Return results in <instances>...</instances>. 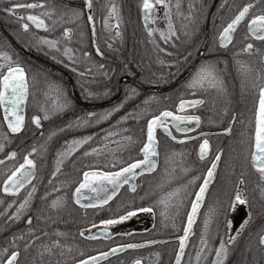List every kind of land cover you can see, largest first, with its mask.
<instances>
[{"label": "flooded vegetation", "instance_id": "flooded-vegetation-1", "mask_svg": "<svg viewBox=\"0 0 264 264\" xmlns=\"http://www.w3.org/2000/svg\"><path fill=\"white\" fill-rule=\"evenodd\" d=\"M135 1L137 0H93V15L96 29L95 39L96 44L99 45L103 52V55L99 56L95 51L96 44L93 43L91 27L86 19L87 9L85 8V0H46V8L44 9L17 10L20 14L26 15L29 11L33 14H41L45 10L54 8L55 14L53 18H56L62 13H70L73 9H81L85 12L83 26L85 35L82 42L79 36L80 29H77L76 24H63L57 27L55 31L51 32H45L42 29L38 30L30 24V31L27 33L24 32L20 27V21L17 17L5 12L3 9L9 7L10 2L32 3L37 2V0H0V51L9 52L13 56V59H16L17 56L19 57L20 63L28 72L30 90L32 87L35 89L34 100L31 99V93L29 96L26 109V127L21 133L11 135L8 132L4 124L2 110H0V144L4 145V150L0 151V160L4 159L10 152L15 151L17 153L14 159L0 164V201H3V203H0V261L6 259V254H4L2 250L7 248V255H10L13 250L19 251L20 255L17 264H34V262L36 264L37 262L35 259L37 256V248L34 241L30 244L27 251L24 245L31 239V235L28 231V216L33 217L31 226L36 229L35 235L40 232V221L36 219V217L42 213L41 199L43 187L41 178L44 174L42 166L40 164L37 165L35 162L36 177L32 181V184L36 186V191L32 197L30 209L25 211L21 219L10 221L8 220V216L15 211L16 206H18L19 202L27 195V192L31 191V185H26L25 188L21 189L15 196L4 193L2 187L3 181L6 179L7 175L11 173L14 167H18L19 164L23 162V157L28 154L25 153L21 147L22 144L26 145L29 143L25 141L26 138L31 136L35 131V137L39 138L43 135L42 128L40 130L37 129L30 120L32 115H39L41 113V107L47 106L41 94L42 82H50V85H52L61 74L64 76H78V72L73 71V68H77L79 71L83 72L89 66L92 67L91 75L96 73L100 74L99 71L102 70L103 72L107 71L108 75L114 72L113 75L116 76V73L120 72L123 63L129 60L128 63L134 73L144 71L149 74H157L160 78L162 77L164 86L162 88H153L152 86L151 88L156 92H162V110L168 109L174 112L177 111L180 99L204 100L203 105L185 109L186 114H195L201 117L199 127L195 126L193 122L189 125L193 131L178 133L174 128L172 129L173 134L177 136L178 139H183L184 136L193 137V139L185 140L180 143L179 185L187 184L193 176L203 177L207 169L211 166V162L215 159L217 153L220 154V160L215 170L214 179L208 187L204 203L201 205L197 220L193 225V233L196 234L193 244L195 251L193 257L195 258V253L200 247L199 238L201 235L204 213L210 206L219 204L226 205L229 197L234 195L236 187L238 186L242 195L248 200V204L242 206L238 205L236 211L228 213L227 219L232 221V227L228 230L227 234H236L240 229V225L248 218L249 212H251L252 219L246 229L241 232L240 239L237 238L234 241V243H240L228 244L229 255L226 263L238 264L240 262L241 264H264V247L260 246L258 243L259 235L264 234V180L261 179L259 172H257L255 168L257 178H251L249 171V167H252L250 165V151L255 128L254 113L258 104V92L252 87V84L257 82L255 79L257 74H264V59L261 58V56L264 55V41L256 40L247 33V20L250 19L252 15L264 13V0H181V11L185 15L189 12L188 5L190 2L195 4V8L191 10V20H185L183 16H175L176 10L175 8L172 9L174 14L173 20L176 28L179 30V39H174L175 46H173V42L165 44L163 41L159 40V34H156L157 41L161 48H166L169 52H172V56H168L165 52L158 53L156 50H144V48L153 45L150 42L148 33L141 23V8L139 7V10H137L139 4ZM171 2L174 5L176 0H171ZM112 3L117 5L121 17L119 26L121 35L119 36L115 35V28H112L110 31L104 28L103 18L108 15V6ZM246 3H253L254 7L250 10L245 21L241 22L236 32L233 34L232 43L227 48H221L218 43V33ZM221 5H223V7H221ZM126 10H135L137 19L133 27H130V22L123 21V15L125 16ZM206 11L207 17L205 19L202 16L203 12ZM156 15L157 17H163V9L159 6ZM45 19L46 22L51 23V20ZM65 19H68L67 15H65ZM111 23H116L115 18L112 19ZM182 24L184 25L183 28H181ZM63 27H72L75 31L72 40L67 42V46L74 50V55L77 60L75 64L63 55L62 50L65 46V42L60 44L61 51L59 52L49 49L47 46L38 45L37 43V36L47 35L50 38L59 37L60 33L63 31ZM153 27L165 28L166 23L163 19H157ZM142 32L148 37H146L145 41L139 38ZM128 33L131 35L129 42L132 44V50L123 51V47L127 48ZM123 34L126 36L124 40L121 39ZM245 36H248V39H245ZM249 42L254 45L252 52L240 51L245 44ZM109 44L112 45L111 48L108 47ZM256 49L260 51L256 52ZM83 51H87L91 54L90 61L82 56ZM189 53H191L190 56L188 55ZM185 56L188 57L187 61L182 59V57ZM53 57H55V59ZM159 59H163L166 62L161 64L159 63ZM236 60H240L250 66L251 71L248 73L247 77L242 76L241 73L237 71L238 66L235 63ZM168 61H176V63L170 65ZM206 61L218 62V68L220 69L219 74L224 80V87L226 89L223 94L218 93L216 89L212 88H209L207 91L196 90L195 93H193V90L186 87V82L191 79L193 70ZM98 64H103L104 69L96 67ZM89 76L90 75H86V79H88ZM93 79H95V77H93ZM122 80H119V87L128 81V79L126 82H122ZM120 96L121 93L118 95L114 93L111 94L108 103H116V101L120 99ZM102 104L105 105V103ZM225 108L228 109L226 114L224 112ZM159 112L156 115H158ZM233 116H235L234 121L232 119ZM42 122L43 120L41 124ZM229 125H231L230 133L213 136L203 135L206 133L224 132L223 130L229 127ZM39 132H42V135H38ZM159 135L170 140L166 135L157 131V137ZM5 136L8 138L5 139ZM203 139H208L210 148L205 159L200 160L199 146L203 142ZM33 147L38 151L36 145ZM229 149H234L236 152H240V154L243 155L244 166L241 180L243 182L238 181L236 186L233 185L232 179L230 181L226 179L228 171L222 168L223 164L221 159L223 152ZM36 152L31 154L30 159L34 160L33 155L36 154ZM220 164V172H218ZM184 168H188L189 171L184 172ZM223 181L225 182L224 185H222ZM200 183H202V179L197 180L194 185H189L188 191L194 193L198 190ZM166 187L168 189L169 186L167 185ZM223 189L225 191L221 193ZM193 198V196H189L185 199V206L181 208L179 216H176L179 220V222H177V230L179 233L170 238H175L182 234L183 227L186 223V213L190 210V200ZM13 200L16 201V204H14L12 208H8V204ZM219 217H224V215L221 214L213 219L210 225L211 234L216 230L217 219ZM153 218V214L148 213V216L144 218V226H151L153 224ZM136 221L137 224L140 223V220ZM21 236H23L22 239L19 238ZM13 237H17L15 240V247H13ZM190 238L186 247L189 244ZM167 243H174L177 251V242ZM233 248L236 249L235 253Z\"/></svg>", "mask_w": 264, "mask_h": 264}, {"label": "snow or ice", "instance_id": "snow-or-ice-1", "mask_svg": "<svg viewBox=\"0 0 264 264\" xmlns=\"http://www.w3.org/2000/svg\"><path fill=\"white\" fill-rule=\"evenodd\" d=\"M158 6L163 9V17H157L156 12ZM223 7V5H221ZM254 7L253 3H246L242 8L234 15L233 18L222 28L218 33V43L221 48H227L233 41V34L236 32L238 26L242 21H245V18L249 15L250 10ZM46 8V0H37V2L32 3H11L10 6L3 9L5 12L16 16L20 21V27L24 32L30 31V24L36 29H42L45 32L55 31L57 27L62 26L63 24H76L77 29H80L79 36L81 42L85 35L83 31L84 26V17L85 12L81 9H73L70 13H62L60 16L53 18L55 14V9H48L43 11L41 14H33L28 12L26 15L20 14L17 10L19 9H37ZM85 8L87 9V22L92 26V38L93 43L96 44V29H95V18L93 15V0H85ZM140 8L143 14V21L150 42L154 46V49L159 52H165L168 56H172L173 53L169 52L166 48H161L160 44L157 41L156 34H159V40L163 41L165 44L173 42L174 39L178 40V29L175 26L173 20V11L175 8V16H183L185 20L192 19V9L195 8V4L189 3L188 8L189 12L185 15L181 11V0H176V3L173 5L171 0H141ZM65 15L68 16V19H65ZM51 20V23L46 22ZM115 18L116 23L112 24V19ZM157 19H163L166 23L165 28H154L149 26V22L152 24L156 23ZM105 30H111L115 28V35H121L119 31V26L121 22V17L117 8V5L112 3L108 6V15L103 18ZM30 22V23H29ZM79 22V23H77ZM184 25H181L183 28ZM247 33L256 40L264 41V13L259 15H252L250 19L247 20ZM75 31L72 27H63V31L60 33V36L57 38H50L49 36H37V43L41 46H47L49 49H53L57 52L61 51L60 44L65 42L63 47V55L67 57L69 61L73 64L77 63L76 57L74 55V50L67 46V42L71 41ZM245 39H248V36H245ZM109 48L112 47L111 44L108 45ZM254 48L253 43H246L245 46L240 50L242 52L251 53ZM95 51L99 55H103L98 44H96ZM259 49H256V52H259ZM189 56L191 53L188 54ZM82 56L89 60L91 59V54L87 51L82 52ZM55 59V57H53ZM264 59V55L261 56ZM187 61L188 57H182ZM63 62V61H61ZM166 61L159 59V63L164 64ZM170 65L175 64L176 61H168ZM237 71L241 73L242 76L247 77L248 73L251 71L250 66L236 60ZM99 69H104L103 64L96 65ZM125 67H127L125 65ZM73 71L78 72V75L84 77L86 75L92 74V67L89 66L85 71L81 72L77 68H73ZM220 69L218 68V62L206 61L197 66L191 75V79L186 82V87L193 90L195 93L196 90L207 91L209 88L216 89L218 93L223 94L226 89L224 87V80L219 74ZM104 76L108 75L107 71L102 73ZM256 83L252 84V87L255 88L258 92V104L254 113L255 117V128L254 135L251 143V165L253 168L259 172L260 177L264 180V74H257ZM243 86V85H242ZM49 89L55 93L56 101L53 103L54 111H62L64 108L69 106V102L66 99H61L62 92L59 88L53 89L49 85ZM99 94L93 93L91 91L87 92V97L91 98ZM104 96L109 95V90H105L103 93ZM138 95V90L135 87H132L126 91L125 100H132ZM30 96V83L28 72L25 67L20 63L19 57L13 59V56L7 51H0V110L3 111V120L7 125V129L13 133H21L26 127V109L28 106V100ZM156 100V97L150 96L142 101L144 105L143 108L134 106L131 112L125 113L121 116L118 121H116V126H119L123 122L129 119L139 120L142 117V113L150 111L149 105L151 101ZM203 99H193V100H184L180 99L177 106V111H170L164 109L159 112L158 115H151L146 122V141L143 142L142 147H140L139 152L142 154V159H132L130 163H125L122 159L119 163L124 164V166L119 167L116 171H103L98 168H90L88 171L83 172V179L79 182L78 186L75 188L73 193V199L77 205H80L84 209L92 208L99 209L107 205L109 201L113 199L119 192L120 188L129 184V188L132 192H136L137 185L130 184L129 181L134 179L137 176H140L144 173H152L156 171L158 166V157L160 155L158 151L159 141L157 138V129H162L163 132L169 137L172 141H177V136L173 134L172 129L175 128L176 132L187 133L193 131L189 127L193 122L197 127L201 123V117L195 114H186V107L195 108L199 105H203ZM124 107V101L113 104V106L103 112H93L89 111L83 116L77 117L74 123H69L66 127H86L90 124H100L109 120L113 113L118 112L121 108ZM41 111L44 113L41 115H32L30 117L31 123L34 124L37 128L42 127L41 121L48 120L50 118V112L47 107H41ZM228 109L225 108L224 112L227 113ZM233 121L235 116H233ZM115 126H110V129ZM58 131H64V129H58ZM127 131V129H124ZM226 133L231 132V125L223 130ZM56 135V132L49 133V139ZM206 135V134H203ZM111 137H119L121 141H127L128 144H133V138L131 136H121L120 131L109 130L106 132L104 139L109 143H112ZM8 137L5 136V139ZM93 139V136H83L76 137L70 141H65L66 147L58 152L56 160V168L52 172V176L55 177L61 170V166L64 163V158L71 157L73 153L77 152L78 149H81L84 145H87L89 141ZM193 137L184 136V140H190ZM127 145H120V147H126ZM209 141L208 139H203V142L199 146V159L204 160L209 152ZM4 150V145L0 144V151ZM37 149L33 147L31 152L23 157V163L19 164L18 167H14L11 170V173L7 175L6 179L3 181L2 191L13 196L17 195L21 189L25 188L26 185H31V191L27 192V195L21 200L16 206L14 212L8 216V220H19L24 215L25 211L30 209V204L32 197L36 191V186L32 184V181L36 177V163L33 159H30L32 153H35ZM84 157L90 155H100L99 146L96 148H90L87 151L82 153ZM17 156L15 151L8 153L5 159H14ZM220 160V154L217 153L215 159L211 162V166L207 169L206 174L201 176H193L187 184L177 185L176 187H170L172 178L162 181L156 186L159 191L157 199L149 206L144 207H132L131 209L125 208L123 214L117 215L114 218L103 219L100 221V224L104 227L101 229V234L105 239H109V227L123 221L128 220L131 217L137 215V213H152L153 216L156 215L154 208L157 206L162 207L160 212L161 217L164 220L172 219L173 227H176L174 221L176 216H179L181 208L185 206V199L189 196L194 198L190 200V210L186 213V223L183 227V235L179 236V250L175 254V264H181L182 258L185 255V248L188 243L189 237L193 234V225L197 220V216L200 212L201 205L204 203L205 194L208 191L209 185L212 183L215 170L217 168L218 161ZM167 162V161H166ZM4 161L0 160V164H3ZM109 166V165H106ZM111 167H116L115 163L110 165ZM139 170V171H138ZM184 172H188V168L183 169ZM167 174V170H165ZM202 183L199 184L198 190L193 192L188 191L189 185H194L197 180H201ZM51 182V181H50ZM243 182V181H241ZM168 185V189L165 190V186ZM87 191L89 195L86 197L84 191ZM54 192H58L59 189L53 188ZM155 194L146 193L145 195ZM49 194L45 193V196L42 199H46ZM87 199L88 203H82V200ZM143 199V197L141 198ZM3 203V201H0ZM64 201L61 197L57 196L53 199L49 205L52 209H58L63 206ZM16 204V201L13 200L8 204V208H12ZM248 204V200L242 195L239 187H236L233 196L229 197L227 204H219L216 206H210L208 210L204 213V218L202 222V230L199 238L200 247L195 253L194 261L190 257L188 264H207L209 255L214 251L215 257L211 259L210 264H225V261L229 255V248L227 244H232L243 232L246 227L249 225L252 215L251 212L248 214V218L240 225V229L236 232L235 235H228L227 244L223 238H220L219 246L213 248L210 243L211 239L215 237L210 236V225L213 222L214 218H217L219 215H224L225 217V231L231 229L232 221L227 219L229 212L236 211L238 205L242 206ZM123 207V206H121ZM171 210V215H170ZM87 215V212H85ZM51 219V217H36V219ZM33 217H27V223L29 225V233L31 239L28 243L24 245L25 250L29 248L30 244L33 241L39 240L40 237L35 235L36 229L32 225ZM155 226V225H154ZM91 227H96L95 224H92ZM42 236H49L44 230H41ZM57 237H62L65 233L57 231L55 233ZM81 237H85V230L81 229L79 232ZM20 239L23 236L19 237ZM87 239H97L95 235H90L86 237ZM17 237H13V247H15V240ZM157 241H146L145 244H118L115 247L110 248L107 252H98L95 256H87L86 259L75 260V264H99V261L106 259L110 254H115L117 252H122L125 249H136L144 247L146 244H154ZM258 243L260 246L264 247V234L259 235ZM42 251H38L37 255L40 257L39 264H44V254L47 253L49 256H61L65 255L63 249H67L71 253L72 248L67 244H61L59 239L51 241V244L43 243L41 244ZM54 249H61V251L54 252ZM6 254V259L0 261V264H17L18 257L20 255L18 250L11 251L10 255H7L8 249L5 248L2 250ZM83 255V253H81ZM157 257L159 253L155 254ZM35 264V262H34ZM51 264V262H49ZM55 264H61L59 260L55 261ZM133 264H141L140 259H136Z\"/></svg>", "mask_w": 264, "mask_h": 264}, {"label": "trees", "instance_id": "trees-1", "mask_svg": "<svg viewBox=\"0 0 264 264\" xmlns=\"http://www.w3.org/2000/svg\"><path fill=\"white\" fill-rule=\"evenodd\" d=\"M135 2L139 4L137 7V10H139L141 0ZM206 14L207 11L203 12L202 17L205 19L207 17ZM136 19L135 10L125 11L124 22H130V27L135 25ZM130 36V33H128L127 48L123 47V51L132 50V44L129 42ZM125 37L126 36L123 34L121 39L124 40ZM146 37V34L143 32L139 35V38L144 41ZM144 50L155 49L153 46H148L144 48ZM128 61L129 60L123 63L120 72H117L116 76L113 75L114 72L104 76L102 70L99 71L100 74L96 73L90 75L88 79H86L85 76L81 77L75 75L73 77L71 75L64 76L61 74L57 81L51 86L53 89L59 88L62 92L61 99H66L69 102V106L62 111L53 110L52 106L56 101V95L49 89L50 82H42L41 94L46 102V107L49 109L50 118L48 120L42 119L43 135L41 137H35L36 131L33 130L35 132L25 140L29 143L21 145L25 153H29L34 145L38 148L33 158L37 165L40 164L42 166L44 172L41 178L43 187L42 197L45 196V193L49 194L46 199H41L42 213L39 217H51V219H39L40 232L36 236L40 237V239L34 241V243L36 244L37 253L38 251H42L40 247L41 244H51V241L55 239H59L61 244H67L72 248L71 253H69L67 249H63L65 252L63 257L58 255L49 256L45 253L44 264H49V262L55 264L57 260H59L61 264H75V260L86 259L87 256L97 255L98 252H106L118 244H137L158 238H170L179 233L177 230L178 218H175L174 223L176 227H173V220H164L160 215L162 207L157 206L154 208L156 215L153 218V224L151 226L135 227L113 235L109 239L94 240L79 235L81 229L87 230L92 228V224L96 226L101 225V220L114 218L117 215L123 214L125 208L131 209L132 207L151 205L159 195L156 186L169 177L172 178L170 187L179 185L181 144H175L159 135L157 138L159 141L158 151L160 155L157 170L153 174L142 176L136 181V192H132L127 187H124L110 204L99 209L82 210L72 203L71 193L81 181L84 171H88L90 168H98L103 171H116L119 167L124 166V164L119 163L121 159L125 163H130L132 159H141L139 149L142 147L143 142H145L147 119H149L151 115H156L163 109L162 92H156L154 89H151L152 86L153 88H162L164 86L162 77L160 78L157 74H149L144 71L134 73ZM125 65L127 67H125ZM93 77H95V79H93ZM125 78H127L128 81L119 87V80ZM132 87L138 90V95L132 100H125L126 91ZM105 90H109L108 96L103 95ZM88 91L99 95L89 98L87 97ZM30 93L31 99L34 100L35 89L33 87ZM113 93L115 95L121 93L120 99L116 101V103L124 101V107L118 112L113 113L108 121L100 124L93 123L86 127H66L69 123H74L77 117L83 116L89 111L103 112L109 110L113 104H115V102L108 103L111 98L110 95ZM153 95L156 97V100L150 102V111L142 113V117L139 120L129 119L119 126H116V121H118L121 116L125 115L127 112H131L134 106L143 108L144 105L142 101ZM102 103H105V105ZM43 114L44 113L41 111L39 115L43 116ZM110 126L115 127L110 129ZM58 129H64V131L61 132L58 131ZM124 129H127V131H124ZM109 130L120 131L121 136H131L135 143L129 145L127 141H121L119 137H111L110 139L114 142L109 143L104 139L106 132ZM53 131L56 132V135L49 139V133ZM88 135L93 136V139L89 141L87 145H84L81 149H78L77 152L73 153L71 157L64 158V163L61 166L60 172L53 177L52 172L56 168L57 154L66 147L65 141ZM120 145L127 146L120 147ZM98 146L100 155H90L88 157L82 155L84 151ZM221 161L223 164L222 168L228 171L226 179L229 181L232 179L233 185L236 186L237 182L242 180V170L244 166L243 155L240 154V152L237 153L234 149H229L223 152ZM112 163L116 164L115 168L110 166ZM220 167L221 164L218 172H220ZM165 170H167V174ZM249 171L251 178H257V172L254 168L249 167ZM224 184L225 182L223 181L222 185ZM166 186L165 190H167ZM53 188H57L59 191L54 192ZM224 191L225 190L221 193H224ZM152 192H155V194L145 195L146 193ZM57 196L61 197L64 201L63 206L58 209H52L49 205ZM142 197L143 199H141ZM85 212H87V215H85ZM224 221V217H219L217 219L216 230L214 233H210V236L215 237L210 240L213 248L219 246L220 238H223L227 244L226 236L228 235V231H225ZM41 230L49 233V236H42ZM57 231L65 233V235L57 237L55 235ZM195 238L196 234L193 233L185 249V255L181 264H188L190 257L194 261L193 256L195 251L193 244ZM238 243L236 242L234 244ZM175 247L174 243H164L139 250H128L100 264H133L136 259H140L141 264H172L176 251ZM233 249L235 253L236 249ZM53 251L58 253L61 249H54ZM81 253H83V255H81ZM156 253H159L158 257L155 255ZM214 257L215 253L213 251L209 255L207 264H210L211 259H214ZM35 259L37 261L36 264H39L40 257L37 255ZM227 260L228 257L225 264H227Z\"/></svg>", "mask_w": 264, "mask_h": 264}, {"label": "water", "instance_id": "water-1", "mask_svg": "<svg viewBox=\"0 0 264 264\" xmlns=\"http://www.w3.org/2000/svg\"><path fill=\"white\" fill-rule=\"evenodd\" d=\"M141 23H142V25H143V27H144V29H145V31H146V28H145V26H144V21H143V14H142V11H141ZM149 26L150 27H153V24L151 23V22H149ZM90 27H91V29H92V26H91V24H90ZM116 31V30H115ZM147 32V31H146ZM91 34H92V31H91ZM95 46V45H94ZM99 55V54H98ZM99 56H101V55H99ZM127 81V79H123L122 80V82H126ZM186 108H189V107H186ZM2 114H3V111H2ZM4 124H5V127L7 128V125H6V123L4 122ZM34 125V124H33ZM35 126V125H34ZM196 126V125H195ZM36 127V126H35ZM37 128V127H36ZM42 127H39V128H37V129H41ZM175 129V128H174ZM8 130V129H7ZM157 131H160L163 135H166L164 132H163V130L162 129H157ZM8 132L11 134V135H16V134H18V133H16V134H13V133H11L9 130H8ZM179 133V132H178ZM223 133H226V132H213V133H206V135L208 136H213V135H219V134H223ZM38 135H42V132H39V134ZM169 138V137H168ZM170 139V138H169ZM171 140V139H170ZM181 140H183V139H178L177 138V141H172L173 143H175V144H180L181 142ZM145 141H146V128H145ZM185 141V140H184ZM143 158V156H142V154H141V159ZM4 162L5 161H8V160H11V159H2ZM250 161H251V157H250ZM158 162H159V157H158ZM23 163V162H22ZM250 165H251V162H250ZM252 166V165H251ZM158 167V166H157ZM157 170V169H156ZM139 171V170H138ZM155 172V171H154ZM154 172H152V173H144V174H142V175H140V176H137V177H135L134 179H132V180H130L129 181V183L130 184H136V181H137V179H139L140 177H142V176H146V175H150V174H153ZM83 179V174H82V177H81V180ZM78 186V185H77ZM76 186V187H77ZM75 187V188H76ZM124 187H127L129 190H130V188H129V184H125V185H123L121 188H120V190H119V192L117 193V195L115 196V197H113V199L111 200V201H109V203L108 204H110L117 196H118V194L120 193V191L122 190V188H124ZM75 188H74V190H73V192H72V196H71V198H72V202H73V204L77 207V208H79V209H82V210H88V209H92V208H88V209H84V208H82L80 205H77L76 203H75V201H74V199H73V193H74V191H75ZM84 195L87 197L88 195H89V193L85 190L84 191ZM89 201L87 200V199H84V200H82V203H88ZM107 204V205H108ZM107 205H105V206H107ZM105 206H103V207H105ZM102 207V208H103ZM136 224H137V221L134 219V218H129L128 220H126V221H123V222H121V223H118V224H115V225H112V226H110L109 227V238L111 237V236H113V235H116V234H119L120 232H123V231H125V230H128V229H130V228H133V227H135L136 226ZM104 226L103 225H97L96 227H92V228H89V229H87V230H85V238L86 237H88V236H90V235H95L96 237H97V239H94V240H99V239H105L104 238V236L101 234V229L103 228ZM181 235H183V232H182V234ZM180 235V236H181ZM179 237V236H178ZM178 237H175V238H158V239H154V240H150V241H157V243H154V244H146L144 247H141V248H136V249H125L124 251H128V250H139V249H144V248H149V247H152V246H155V245H157V244H164V243H167V242H177L178 243V248H177V251L179 250V240L177 239ZM190 238V237H189ZM137 244H145V242H141V243H137ZM124 251H122V252H124ZM176 251V252H177ZM107 252V251H106ZM122 252H117V253H115V254H110L106 259H102V260H100L99 261V264L100 263H102V262H104V261H106V260H108V259H110V258H112V257H114V256H116V255H118V254H120V253H122ZM95 256V255H94ZM173 264H175V257H174V260H173Z\"/></svg>", "mask_w": 264, "mask_h": 264}, {"label": "rangeland", "instance_id": "rangeland-1", "mask_svg": "<svg viewBox=\"0 0 264 264\" xmlns=\"http://www.w3.org/2000/svg\"><path fill=\"white\" fill-rule=\"evenodd\" d=\"M126 11H128V10H126ZM124 15H123V21H124ZM229 153V152H228ZM238 153V152H237ZM224 190V189H223ZM222 190V191H223ZM142 216H144V217H141ZM148 216V213H138L136 216H134V217H131V218H134V219H136V220H140V223L139 224H136V227L138 226V227H143L144 225H145V220H144V218H146ZM137 218H141V219H137ZM231 232V231H230ZM234 232V231H233ZM228 235H235V233L234 234H228ZM228 235L226 236V240H227V238H228ZM239 239H240V235H239V237H238ZM232 264V263H231ZM238 264H241L240 262L238 263Z\"/></svg>", "mask_w": 264, "mask_h": 264}]
</instances>
